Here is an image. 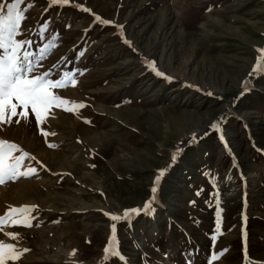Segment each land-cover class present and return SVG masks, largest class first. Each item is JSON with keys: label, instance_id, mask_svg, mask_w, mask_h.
I'll list each match as a JSON object with an SVG mask.
<instances>
[{"label": "rangeland", "instance_id": "rangeland-1", "mask_svg": "<svg viewBox=\"0 0 264 264\" xmlns=\"http://www.w3.org/2000/svg\"><path fill=\"white\" fill-rule=\"evenodd\" d=\"M20 7L16 39L32 42L23 50L40 60L34 74L72 73L76 83L52 90L69 103L41 122L29 107L27 119L0 125V139L29 153L20 171L36 169L0 185V216L32 209L0 231L23 253L5 264H125L104 251L114 223L126 264H264V0ZM153 195L150 214L123 217ZM25 216L32 227L13 226Z\"/></svg>", "mask_w": 264, "mask_h": 264}, {"label": "snow or ice", "instance_id": "snow-or-ice-1", "mask_svg": "<svg viewBox=\"0 0 264 264\" xmlns=\"http://www.w3.org/2000/svg\"><path fill=\"white\" fill-rule=\"evenodd\" d=\"M25 0H13L11 3H0V125L14 123H19L21 118L27 119L29 107L31 111L35 114V119L39 123L42 121L44 113L47 109L55 105L56 107H62L69 103L67 100L61 98L59 95H54L53 89H63L69 85L74 86L75 74L65 73L64 78L52 79V71L49 69L39 75L34 74L36 67L40 66V60H33L31 58L32 54L28 51L23 50L25 45H31V41L27 40H17L16 37L19 33L21 22L25 19L24 12L21 10V5L24 4ZM52 5H68L69 0H49ZM84 12H89L90 9L83 7L82 5L75 4L72 5ZM95 19L104 24L109 25L112 22L107 20H102L100 17L96 16ZM53 45L49 44L41 49L40 59L45 58V54L51 49ZM148 67L155 72L157 76H164L165 74L158 71L155 68V62L145 61ZM55 68V65L52 66ZM264 75V72L261 73ZM171 79L169 77H165ZM248 82H245V86L241 95L248 90ZM211 95V93H208ZM13 101H16L14 103ZM84 104L76 105L77 108L84 107ZM20 107L21 112L17 109ZM66 111H73V108H66ZM13 118H16L13 120ZM213 129L219 130L217 124L211 125ZM47 136V133H42ZM222 138V137H221ZM196 141L195 134H193L191 143ZM49 147H56V145H49ZM22 152V156L12 157L13 152ZM29 153L24 152L19 145L0 139V185L4 184L5 176L8 180H16L20 176H29L35 173V168H30L28 171L21 172L20 168L22 166L23 158L28 157ZM11 158V163H7ZM34 159V157H33ZM176 155L173 154L170 163L175 162ZM167 169H162L160 175L156 177L154 185H158L160 179L163 177ZM152 193L157 192V187L153 186L151 189ZM199 195V193H197ZM156 197H153L146 202L143 209H130L125 210L123 217L129 219L132 214H140L142 211L146 214H150L153 211L152 205ZM190 204H195V201H190ZM32 209L29 206H22L20 208L11 207L10 211L5 216H0V231L3 230V225L5 222L11 218L14 213H30ZM110 216L112 221L121 220L120 215L107 214ZM13 226L17 224H22L25 227H32L31 221L27 216L23 220H13ZM116 224L112 225V237L109 239L107 246L105 247V253L110 256L122 257L119 251V244L115 236ZM217 232H220V228H217ZM9 236L16 238L18 234L7 233ZM216 236H213V240ZM29 249H24L23 252H27ZM227 251L221 250L220 253L213 255V260L217 258L218 255H223ZM23 253H16L15 246L11 243L0 242V264H5L7 259H18L19 255ZM246 264H251V261L247 260Z\"/></svg>", "mask_w": 264, "mask_h": 264}]
</instances>
